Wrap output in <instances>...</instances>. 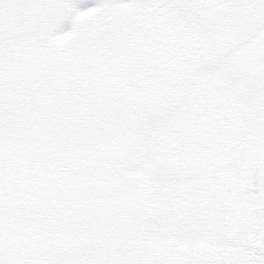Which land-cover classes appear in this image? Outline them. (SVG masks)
Wrapping results in <instances>:
<instances>
[{
	"label": "snow or ice",
	"instance_id": "1",
	"mask_svg": "<svg viewBox=\"0 0 264 264\" xmlns=\"http://www.w3.org/2000/svg\"><path fill=\"white\" fill-rule=\"evenodd\" d=\"M0 264H264V0H0Z\"/></svg>",
	"mask_w": 264,
	"mask_h": 264
}]
</instances>
